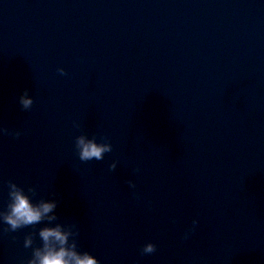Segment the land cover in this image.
Returning <instances> with one entry per match:
<instances>
[{
    "label": "water",
    "instance_id": "water-1",
    "mask_svg": "<svg viewBox=\"0 0 264 264\" xmlns=\"http://www.w3.org/2000/svg\"><path fill=\"white\" fill-rule=\"evenodd\" d=\"M9 182L100 264H264V0H0V211ZM48 224L0 223V264Z\"/></svg>",
    "mask_w": 264,
    "mask_h": 264
},
{
    "label": "clouds",
    "instance_id": "clouds-1",
    "mask_svg": "<svg viewBox=\"0 0 264 264\" xmlns=\"http://www.w3.org/2000/svg\"><path fill=\"white\" fill-rule=\"evenodd\" d=\"M61 75H66L64 68H59ZM19 103L24 110H30L34 104V98L26 90L20 97ZM74 126H77L74 122ZM7 132V129H3ZM17 137L20 132L14 133ZM113 150L110 141L97 142L95 138H88L86 135H80L75 139V151L80 161L88 162L92 160H103L106 153ZM118 161H113L110 165L111 170L117 168ZM131 188H135V184L129 181ZM34 188L25 189L15 182L8 183V203L6 209L0 211V223L7 225L4 229L6 232H15L21 228L34 226L45 219L49 224L39 229L38 237L41 246L33 248L35 233H29L24 239V247L32 248V256L27 264H100L99 259L86 251H79L75 241L70 242L72 232L65 230L62 225L56 224L52 226L51 222L56 219L55 209L58 201L41 200L34 202L30 192H34ZM52 215H49V214ZM198 224V220H193V229ZM190 233H185L187 239ZM156 251L154 243H147L141 249L142 254H151Z\"/></svg>",
    "mask_w": 264,
    "mask_h": 264
}]
</instances>
